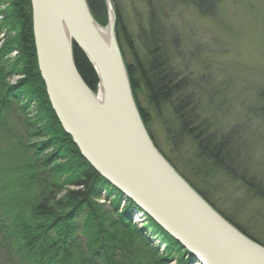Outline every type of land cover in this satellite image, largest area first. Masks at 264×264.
<instances>
[{"label":"trees","instance_id":"obj_1","mask_svg":"<svg viewBox=\"0 0 264 264\" xmlns=\"http://www.w3.org/2000/svg\"><path fill=\"white\" fill-rule=\"evenodd\" d=\"M188 1L204 14H213L218 4V0ZM87 2L95 20L102 27H107L109 16L106 0ZM148 2L152 7L150 28L148 32L141 31L138 37L147 53L145 61L135 52L121 14L115 7L116 36L142 120L154 144L171 165L221 215L254 239L220 211L207 195L180 171L160 149L150 130L149 124L155 115L161 117L164 107H169L174 118L170 123H165L170 142L177 148L185 140L189 147L195 150L196 160L199 162L197 170H204L206 177L223 173L232 179H246L249 168L235 136L223 134L215 127L207 117V111L199 103L198 95L187 88V80L180 78L171 67L168 55L170 37L154 18V11L159 4L153 7V0ZM4 3L5 0L0 1L1 5ZM2 11L4 10L0 9L4 15L3 18L0 16V19H3L0 34L5 31V35L4 44L0 45V67L5 71L0 78V111L12 103L19 105L24 112L35 106V118L38 119L28 120V130L32 136L41 139L33 144V148L39 156L37 165L45 169L43 171L48 175L45 179L40 178L42 191L29 205L28 214L13 218L12 232L5 229L7 236L16 237L12 244L19 250L24 261L29 264H122L125 257L137 253L147 264H168L173 259H176V264H198L195 258L150 216L102 178L82 156L73 138L65 132L49 102L39 70L31 0H10L9 8L3 13ZM126 47L132 53L134 64L127 61ZM13 54L16 56L10 59ZM74 57L82 78L96 93L99 78L95 68L76 46ZM12 75L22 78L12 84L7 80ZM140 91L146 93L152 109L141 107L138 99ZM187 167L190 169V164ZM37 171H33L35 179L40 176ZM247 183L252 185L251 181ZM104 192L111 200L116 219L109 216L110 214L99 205ZM257 192L260 193V188ZM139 216L144 221L141 228L133 222L134 218ZM139 240L150 247L154 255L152 260L141 245L137 244ZM154 240L160 243L157 249L152 246ZM161 247L165 248V255L159 253ZM119 251L122 256L120 261L117 258Z\"/></svg>","mask_w":264,"mask_h":264},{"label":"rangeland","instance_id":"obj_2","mask_svg":"<svg viewBox=\"0 0 264 264\" xmlns=\"http://www.w3.org/2000/svg\"><path fill=\"white\" fill-rule=\"evenodd\" d=\"M157 3L154 18L170 37L171 67L187 80V88L198 95L215 127L223 134L235 136L249 168L246 179H232L223 173L206 177L204 170H197L195 150L185 140L177 148L170 142L165 123L174 118L169 107H164L161 117L155 115L150 130L160 149L180 171L220 211L264 245V0H218L213 14L201 13L188 0H153V7ZM112 4L121 14L135 52L145 61L147 53L138 37L141 31L148 32L150 28L152 7L148 0H112ZM3 5L0 4V9L7 10L10 0H5ZM4 35L5 31L0 34V45L4 44ZM125 51L129 64H134L130 49ZM4 71L0 67V78ZM21 78L12 75L7 80L16 84ZM138 99L142 108L152 109L144 91H140ZM36 116L34 105L24 112L12 103L0 111V264H29L12 244L16 237L7 236L5 229L12 232L13 218L28 214L29 205L42 191L40 178L48 176L37 165L39 156L33 148L41 139L28 130V120L36 121ZM35 170L40 172L36 179ZM110 202L107 194L102 193L99 205L116 219ZM133 222L139 228L144 224L140 216ZM138 242L152 260L150 247L142 240ZM159 244L154 240L152 246L157 249ZM159 253L165 255V248L161 247ZM139 263L147 264V261L137 253L122 262ZM168 264H176V259Z\"/></svg>","mask_w":264,"mask_h":264},{"label":"water","instance_id":"obj_3","mask_svg":"<svg viewBox=\"0 0 264 264\" xmlns=\"http://www.w3.org/2000/svg\"><path fill=\"white\" fill-rule=\"evenodd\" d=\"M39 70L65 132L95 171L150 216L198 264H264V245L221 215L154 144L133 95L106 0L102 27L87 0H31ZM74 46L95 68V93Z\"/></svg>","mask_w":264,"mask_h":264}]
</instances>
